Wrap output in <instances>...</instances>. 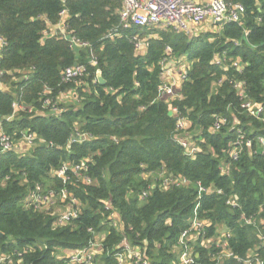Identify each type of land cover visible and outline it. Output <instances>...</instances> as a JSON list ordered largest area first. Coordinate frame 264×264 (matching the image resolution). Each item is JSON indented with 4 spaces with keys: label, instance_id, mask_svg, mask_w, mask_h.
<instances>
[{
    "label": "trees",
    "instance_id": "obj_1",
    "mask_svg": "<svg viewBox=\"0 0 264 264\" xmlns=\"http://www.w3.org/2000/svg\"><path fill=\"white\" fill-rule=\"evenodd\" d=\"M225 1L245 7L239 22L189 34L120 27L122 0H0V127L13 142L0 150V264H120L124 239L147 264H182L179 239L199 195L197 264L264 260V111L242 107L250 100L264 108V0ZM136 35L148 41L142 51ZM181 56L189 68L179 96L161 98L163 62ZM76 63L86 73L65 81ZM178 117L193 154L180 142ZM219 118L226 122L216 128ZM28 135L31 147L15 149ZM37 185L44 194L66 188L67 198L37 209ZM62 209L78 214L61 220ZM218 228L231 232L227 245L203 247ZM92 243V258L77 262Z\"/></svg>",
    "mask_w": 264,
    "mask_h": 264
},
{
    "label": "built area",
    "instance_id": "obj_2",
    "mask_svg": "<svg viewBox=\"0 0 264 264\" xmlns=\"http://www.w3.org/2000/svg\"><path fill=\"white\" fill-rule=\"evenodd\" d=\"M245 12V7L242 4H234L230 5L225 0H122V7L120 10V27L122 28H131V27H158L169 29L172 28L176 31H183L189 34H193L194 32H199L197 29L200 25L205 22H213L215 25L217 21L224 20L225 22H239L242 15ZM60 15L64 17L66 15L65 10L60 12ZM224 22V23H225ZM58 30L66 37L65 25L60 22L58 24ZM55 28V27H54ZM119 26L114 29V32H117ZM57 30V31H58ZM195 34V33H194ZM112 35V34H111ZM136 40V50L142 51L148 45V41L142 37H133ZM73 44L77 46H84L86 44L80 42L76 38L72 39ZM4 46V40L0 38V51L1 48ZM169 51V49H168ZM95 59V58H94ZM92 59V62L95 63V60ZM0 60H1V53H0ZM91 62V63H92ZM219 62V61H218ZM164 71L163 75L166 74L168 71H171L173 67H177L180 69L181 73L179 78L174 77L170 79V76L165 78L162 81L159 87V96L161 98H168V97H176L179 96V86L185 77H187V70L189 68V62L184 61V63H179L177 60L170 61L165 59L163 62ZM235 66H239L237 62H234ZM239 68V67H238ZM87 71V65L76 63L72 66L65 69L64 72V80H76L79 77H82ZM240 88V87H238ZM242 94V91H240ZM16 108L25 109L24 105L19 102H14L13 104ZM242 107L249 111L252 115L256 117H261L264 108L262 106L256 107L254 103L250 100H244L242 103ZM177 108H172V112L177 113ZM226 122L225 118H219L215 122V127L220 128L222 124ZM187 121L184 117L177 118V129L183 130L186 129ZM85 134H80V137L84 138ZM86 137V136H85ZM29 143L33 142V138L31 135L26 136ZM243 140H245V134L240 132L237 141L235 142V146H237L231 153V157L235 160L238 159L240 155V149L238 147H242ZM181 144L189 149L190 154L195 153L198 148L193 144H188L186 141H180ZM259 142L263 145L264 139L262 137L259 138ZM247 146H251L250 142L246 143ZM13 147V142L11 141L10 137L0 130V150L1 151H8ZM69 170L67 165L62 166L59 169V175H65L66 171ZM75 171H80L79 165L75 167ZM70 177H66L65 181L68 180ZM87 180H90L88 177H85ZM199 191H205V187L198 183ZM144 196L147 195L146 192L143 194ZM58 197L67 198V189H62L59 193L55 191H49L48 193H43L41 185H37L36 189L31 192L30 199H32L34 207L37 209H50L52 205L57 203ZM201 195L198 196V202L194 208V215L191 216L190 219V226L193 223V228L185 229L179 239V243L181 245V261L182 264H197V258L195 256V251L192 246V235L191 231H194L195 228L204 231V222L200 219L198 215V209L201 205L200 203ZM72 201H76L73 199ZM109 209V206H106ZM77 211H69L64 212L61 215V220H68L70 217L77 216ZM229 237V236H227ZM264 238V235L262 236ZM221 239H225L223 243L226 242V238L221 236L218 242ZM206 239L203 240L202 246L205 245ZM124 249L119 254V261H124V264L129 263L128 257L134 259L135 264H147V260L143 258L142 251L138 248H131L130 243L127 239L123 240ZM221 244V242H220ZM220 246L219 243L216 244ZM98 243H92L89 250L80 251V258L76 257L75 255L73 258L77 261H84L86 259L90 260L97 248ZM78 254V253H77ZM228 255H232L229 254ZM123 263V262H121ZM246 264H264V260L256 257L249 259L246 261Z\"/></svg>",
    "mask_w": 264,
    "mask_h": 264
},
{
    "label": "rangeland",
    "instance_id": "obj_3",
    "mask_svg": "<svg viewBox=\"0 0 264 264\" xmlns=\"http://www.w3.org/2000/svg\"><path fill=\"white\" fill-rule=\"evenodd\" d=\"M207 24L205 25V26H207L206 27V29H204V30H210V29H213L214 28V26H215V24L212 22H206ZM49 25H50V27H54V26H56L57 25V23L56 24H52V23H50L49 22ZM216 25H218V24H216ZM1 87H3V89H5L6 88V86L4 87V85L3 84H1L0 85ZM245 96V95H244ZM8 118H10V117H8ZM0 130H2L3 132H5L4 130H3V128L2 127H0ZM186 130L187 129H183L182 130V134L181 135H183L180 139H182L181 141H186L188 144H189V139L188 138H186V137H188V136H186ZM10 139H11V137H10ZM12 140V139H11ZM19 142L18 143H16V144H14V148L15 149H17L18 151H23V152H25L26 150H28L30 147H31V144L32 143H29L28 142V140H27V138L26 137H22V139L21 140H18ZM194 146H196V148H197V145L195 144V143H192ZM16 145H17V147H16ZM58 200L59 199H61V197H58L57 198ZM58 202V201H57ZM54 206H57V203H55L54 205H52V207H54ZM200 208V207H199ZM63 211H61V212H65L66 210L65 209H62ZM198 213H199V209H198ZM190 227V229H192L193 228V223L191 224V226H189ZM188 227V228H189ZM184 231V230H183ZM182 231V232H183ZM204 234L205 235V233L203 232V230H200V229H197V228H195L194 229V231H191V235L193 236L192 237V239H193V241L198 237V236H200L201 234ZM182 234V233H181ZM230 234H231V232H227V231H225V229H223V228H218V230H217V232L215 233V235H214V237H210V238H205V237H203V240H205V239H207V241H206V243H204L205 245H203V247H206V248H211V246L213 245V243H215V242H218L219 241V239L221 238V236H224L226 239H227V236H230ZM203 235V236H204ZM181 236V235H180ZM100 241H101V236H99V238H98V242L100 243ZM129 242V241H128ZM130 243V242H129ZM220 245H222V246H226L227 245V242H225V243H221ZM130 246H131V248H133L134 246L133 245H131V243H130ZM194 249V248H193ZM140 251H142L141 249H140ZM195 251V250H194ZM227 252H229V254H233V252L230 250V251H227ZM76 257H78V258H80V254L78 253V254H76L75 255ZM121 262H123V263H121ZM128 262H132V258H129L128 257ZM120 264H124V261H120Z\"/></svg>",
    "mask_w": 264,
    "mask_h": 264
},
{
    "label": "crops",
    "instance_id": "obj_4",
    "mask_svg": "<svg viewBox=\"0 0 264 264\" xmlns=\"http://www.w3.org/2000/svg\"><path fill=\"white\" fill-rule=\"evenodd\" d=\"M207 23L205 22V23H203L202 25H200L197 29L200 31L201 29H206V27L207 26H205ZM186 59H185V57H183V56H181V57H179L178 59H177V61L179 62V63H184V61H185ZM180 73H181V71H180V69L179 68H177V67H173V69L171 70V71H168L166 74H164L162 77V80H165V78L168 76V74H169V76H170V79L172 78H174V77H176V78H179V76H180ZM128 264V263H127Z\"/></svg>",
    "mask_w": 264,
    "mask_h": 264
},
{
    "label": "water",
    "instance_id": "obj_5",
    "mask_svg": "<svg viewBox=\"0 0 264 264\" xmlns=\"http://www.w3.org/2000/svg\"><path fill=\"white\" fill-rule=\"evenodd\" d=\"M224 22H225L224 20H220V21H217L216 23H217L218 25H222ZM97 79H98V81H99L101 84H106V80L104 79V77H103V75H102V73H101L100 70L97 71ZM172 114H173V112L170 111V112H169V115H172Z\"/></svg>",
    "mask_w": 264,
    "mask_h": 264
}]
</instances>
